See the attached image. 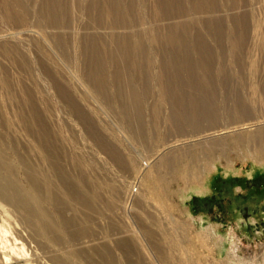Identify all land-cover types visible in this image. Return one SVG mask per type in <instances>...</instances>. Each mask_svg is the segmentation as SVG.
Masks as SVG:
<instances>
[{
	"label": "rangeland",
	"instance_id": "1",
	"mask_svg": "<svg viewBox=\"0 0 264 264\" xmlns=\"http://www.w3.org/2000/svg\"><path fill=\"white\" fill-rule=\"evenodd\" d=\"M22 1V23L0 5V157L24 194L21 162L42 170L34 204L52 228L41 232L39 218L0 199V255L264 264V144L248 138L264 127V0ZM35 113L55 169L43 132L26 130ZM245 114L248 126L231 123ZM215 127L214 139L195 132ZM216 138L223 149L208 148ZM87 188L101 197L90 208L67 195L87 199Z\"/></svg>",
	"mask_w": 264,
	"mask_h": 264
},
{
	"label": "bare ground",
	"instance_id": "2",
	"mask_svg": "<svg viewBox=\"0 0 264 264\" xmlns=\"http://www.w3.org/2000/svg\"><path fill=\"white\" fill-rule=\"evenodd\" d=\"M11 3L10 4H4L3 2H2V5H1V2H0V5H1V7H2V11H3V13H4V15H5V19L6 20H9V21H12V22H16V23H22L23 21H25V17H26V15L28 14L27 12L28 11H26V9H25V6L23 5V1L22 0H11L10 1ZM13 3V4H12ZM30 12V11H29ZM92 41V40H91ZM2 53V52H1ZM3 53H4V56L6 57V58H8L9 56H10V54L6 51V48L3 50ZM94 84V83H93ZM93 84H91V85H93ZM96 85V84H95ZM239 109V107L238 108H235V109H233L232 111L234 112L235 110H238ZM239 110H243L242 108H240ZM243 117H234V118H231V123H233V122H240V120L242 119V118H244V126L248 123V122H251V120H250V118H248V115L247 114H245V115H242ZM25 118V117H24ZM31 118V117H30ZM20 120H22V118H21V115H20ZM27 120V119H26ZM34 121L32 122V125L29 127V126H27V128H26V130H27V132L30 134H32V132L31 131H34V129L35 128H37L38 130H40L41 132H43V133H40L38 130V134H40L39 135V139L37 138V142H38V144H39V146L41 147V149H42V152H43V155H44V158H46V159H48V164H49V166H51V167H53L54 168V166L52 165V162L54 163V159L52 160V159H50V157H48L49 156V153H50V151L49 150H47L46 149V144H45V142L41 139V136H42V134L47 138V144H49V138H48V133L46 132L47 131V129H46V126H45V124L43 123V121H42V119H41V117L38 115V114H36L35 113V115H34V119H33ZM263 120V119H262ZM193 121H198V119H193ZM26 122V121H25ZM29 122V121H28ZM245 122H247V123H245ZM21 123V122H20ZM252 123V122H251ZM25 124H27V123H25ZM30 125V124H29ZM246 126H248V125H246ZM249 126H250V124H249ZM26 127V126H25ZM233 128H237V127H239V125H234V126H232ZM34 128V129H33ZM201 129L202 128H204V129H206V128H213V127H200ZM200 129V130H201ZM46 130V131H45ZM199 130V131H200ZM210 130V129H209ZM216 130H218V128H216L215 127V129H213V130H211V131H203V130H201V132H198V131H195L196 133H197V135H198V137H200V138H203L204 137V139H214V137H213V135L212 134H214L215 132H217ZM254 134H256V136L254 137V138H252V137H248L249 138V144L250 145H254L255 144V142L257 143H263L264 144V127L263 128H260L259 130H257V132H255ZM184 135H180L179 137H183ZM36 138V137H35ZM43 139L44 140H46L44 137H43ZM217 140H213L211 143H209V145H208V148L209 147H218V149L220 148H222L223 149V142H222V138H216ZM238 140H240L241 139V136H239L238 138H237ZM184 140V139H183ZM255 145H257V144H255ZM211 150V149H210ZM57 160V159H56ZM75 160V159H74ZM22 161V160H21ZM58 161V160H57ZM59 161H60V159H59ZM28 161H26L25 162V160L24 161H22L21 162V164H22V168L24 169V171L27 173L26 174V176H27V179H28V183H30V185H31V190H30V192H32L33 191V194H29L30 192H26L25 194L24 193H22L21 191H19V189H18V187L16 186V183H15V181H13V177H11L10 175V173H11V166L7 163V162H4V158L2 157H0V199H2V200H5V201H7L8 203L6 204V205H10V204H12L11 206L13 207V206H17V207H21V209L22 208H26L27 209V211H26V219H28L29 221L31 220V218L30 217H32V216H36L37 218H39L40 219V225H41V232H43V233H45V234H48L50 231H51V228H52V226H51V223L49 222V220L47 219V214L44 216V212L45 211H43L38 205H36V204H34V203H38L37 202V200L36 199H38V196H39V193L40 192H42L43 191V189H40L39 188V185H40V183H38V179L36 178V176H34V175H36L35 173L38 171L39 173L42 171V170H39V169H37V168H35V166L33 167V166H31V164H29V163H27ZM70 162V161H69ZM74 162H76V161H74ZM77 164H78V162H77ZM59 165V164H58ZM60 165H62V164H60ZM75 166V165H74ZM78 166H80V165H78ZM56 167H58L57 166V163H56ZM63 168V167H62ZM55 169V168H54ZM56 170H58V172H59V170H60V168L58 167ZM77 170V169H76ZM2 171H6L7 173H8V175H7V177H5L4 175V177L1 175L2 174ZM51 171V170H50ZM60 171H63V170H60ZM57 172V171H56ZM75 172V171H74ZM6 173V174H7ZM42 173V172H41ZM60 173V172H59ZM62 173V172H61ZM81 172H79V174H80ZM79 174L76 176V177H79ZM43 175V174H42ZM57 175H59L58 173L56 174V176ZM84 175V174H83ZM38 176H40V175H38ZM1 177H3V178H1ZM62 177H64V176H62ZM89 178V177H88ZM73 179V178H72ZM50 180V179H49ZM68 180V179H67ZM84 180V178H83V176L81 175L80 176V178L79 179H77L76 181L77 182H79L80 184L78 185V187L80 186V185H83L84 183L82 182ZM47 181H48V179H47ZM52 182V181H51ZM65 182V181H64ZM67 182V181H66ZM89 182V181H88ZM87 181H86V183H88ZM27 183V182H26ZM52 183H54V182H52ZM57 183V182H56ZM62 183V182H61ZM55 184V183H54ZM53 184V185H54ZM75 184V183H74ZM48 185V184H47ZM64 185H65V183L63 184V187H64ZM61 186V185H60ZM49 187V188H48ZM48 187H45L44 186V189L45 190H51L52 189V187H50L49 185H48ZM68 187V186H67ZM84 187H85V185H84ZM90 187H91V184H90ZM81 189H82V187H81ZM88 189V188H87ZM91 189H93V187L91 188ZM84 190V189H83ZM53 191V190H52ZM65 191V190H64ZM75 190L74 189H72L69 193H67V195H68V197H70L73 201H76V202H79V203H76V204H78V205H82L83 207H88V208H90L91 207V204H92V200H94V197L96 196L97 197V193L95 192V191H92V190H90V189H88L87 190V192L86 191H84L85 193H86V195H87V199L85 198L84 199V196H81L80 195V193H81V191H80V193H79V191H78V189H77V194L76 193H73ZM67 192V191H66ZM99 193H100V191H98ZM78 193H79V195H78ZM75 194V195H74ZM100 195H98V197H99ZM86 197V196H85ZM101 197H99V199H100ZM54 199V201H56L57 202V200H55V198H53ZM2 202V201H1ZM3 203V202H2ZM6 203V202H5ZM1 204V203H0ZM5 205V204H4ZM3 205V206H4ZM75 205V204H74ZM22 206H25V207H22ZM14 208H16V207H14ZM7 209V208H6ZM5 209V210H6ZM20 209V210H21ZM3 210H4V208H3ZM16 211L17 210H19V209H15ZM25 211V210H24ZM9 212H10V210H9ZM6 213L7 212H5V214L4 215H6ZM11 213V212H10ZM25 214V213H24ZM1 216V215H0ZM3 216V215H2ZM6 217V216H5ZM87 217V216H86ZM8 219V218H7ZM6 219V220H7ZM36 219V218H35ZM38 219V220H39ZM60 219H61V222L63 221L62 220V218L60 217ZM87 219H89V217H87ZM76 220V219H75ZM74 220V222H73V224H74V226H76L77 224V222ZM28 222V221H27ZM7 223V222H6ZM10 225V224H9ZM15 225V224H14ZM18 226V225H17ZM36 226V225H35ZM1 227H3V226H1ZM12 228V227H11ZM76 229V228H75ZM80 229V228H79ZM21 230V229H20ZM73 230V229H72ZM7 233H9V232H7ZM55 233H59V230L57 231V229H56V232ZM72 233V242L74 243V242H76L78 239H80L82 236L81 235H84L85 236V234H87L86 233V230H84V229H81L80 231L78 230V232H76V233H74V231H72L71 232ZM25 236V235H24ZM8 243V242H7ZM121 244H122V242H121ZM16 245V244H15ZM56 245V244H55ZM7 246V245H6ZM10 246V245H9ZM8 246V247H9ZM11 247V246H10ZM23 248H24V246H22ZM14 248H17V247H14ZM32 248V247H31ZM10 249H13V247L12 248H10ZM20 249V248H19ZM24 250V249H23ZM9 251V250H8ZM11 251V250H10ZM12 252V253H11ZM10 252V254H5V253H3V254H1L0 255V264H26L27 263V258H24L25 259V261H23V257L21 258L20 257V255H22V254H24V255H22V256H24V257H26V256H28L26 253H28V252H26V250L25 251H23V252H25V253H21L22 251H20V250H12ZM31 254H32V252H31ZM37 255V256H36ZM36 257H38V258H40L39 256H38V254H35V258ZM29 258V257H28ZM32 259V258H31ZM34 261V260H33ZM91 262V261H90ZM87 264H89V263H87ZM91 264V263H90Z\"/></svg>",
	"mask_w": 264,
	"mask_h": 264
}]
</instances>
